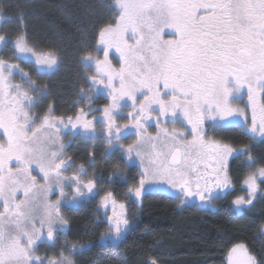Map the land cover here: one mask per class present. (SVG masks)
<instances>
[{
  "label": "snow or ice",
  "instance_id": "obj_1",
  "mask_svg": "<svg viewBox=\"0 0 264 264\" xmlns=\"http://www.w3.org/2000/svg\"><path fill=\"white\" fill-rule=\"evenodd\" d=\"M113 6L118 10L115 24L98 33L104 58L84 55L86 67L94 65L95 72L88 77L89 88L80 89L87 98L103 85L110 103L81 108L66 120L54 115V104L43 115L33 111L46 86L11 62L31 58L38 71L51 72L59 65V53L38 51L26 35H0V45L12 47L11 57H0V264H75L63 252L59 258L37 255L38 242L55 243L57 233L69 225L62 208L93 198L105 181L127 182L121 170L136 161L140 171L128 193L137 201L154 185L165 184L182 193V203L198 198L214 206V200L235 190L230 161L236 159L248 171L241 180L246 194L235 196L232 207L239 213L258 197L264 199V163L252 145L237 147L210 134L243 117L250 139L264 138V0H115ZM113 49L119 53V68L109 59ZM17 73L23 82H13ZM242 89L247 90L246 107L238 106ZM148 121L155 122V135ZM61 126L92 138L103 131L105 152L116 149L107 177L97 171L94 153L87 166L66 157ZM130 128L136 138L125 144ZM70 168L72 174L66 175ZM98 207L105 210L107 224L102 238L119 241L129 224L126 204L106 191ZM83 247L72 243L70 250ZM227 262L259 264L243 243L230 249Z\"/></svg>",
  "mask_w": 264,
  "mask_h": 264
},
{
  "label": "trees",
  "instance_id": "obj_2",
  "mask_svg": "<svg viewBox=\"0 0 264 264\" xmlns=\"http://www.w3.org/2000/svg\"><path fill=\"white\" fill-rule=\"evenodd\" d=\"M111 14V0H0V35L11 39L26 35L38 51L59 53L60 70L51 75L38 73L29 60L16 61L33 79L46 84L48 97L61 107L81 79L78 56L100 28L112 22ZM11 56V45L0 48V57ZM215 136L237 147L251 144L253 154L264 163V138L250 139L241 125H229ZM230 171L235 190L218 199L210 211L179 209L161 193L146 194L142 207L131 213L132 229L116 242L99 241L104 229L95 223L90 210L75 213L66 242L89 245L72 252L71 258L75 264H151L152 259L157 264H226L230 249L243 243L264 264V236L260 234L264 199L258 197L253 207L237 213L231 201L241 193L248 169L236 159L230 161Z\"/></svg>",
  "mask_w": 264,
  "mask_h": 264
},
{
  "label": "flooded vegetation",
  "instance_id": "obj_3",
  "mask_svg": "<svg viewBox=\"0 0 264 264\" xmlns=\"http://www.w3.org/2000/svg\"><path fill=\"white\" fill-rule=\"evenodd\" d=\"M114 4L115 2L111 3V9ZM111 19L113 20L114 18L112 17ZM115 22L116 20L113 22L107 23L106 25L114 24ZM106 25H104L103 27H105ZM98 40H99V36L97 34V36L94 38V41L91 42L92 44H89L84 50L81 51V55L78 56L76 62L79 65V69H80L79 76L81 77V79L80 81L75 82L74 91L72 92L68 102L64 104L63 106L60 107L59 105H57L55 99L48 97L49 89L47 88L45 83H41L36 80L37 83L41 85L42 87L46 86V91L42 96L39 97L38 101L36 102L33 108L34 112L38 113L39 115H43L44 112L47 110L48 105L54 104V115H57V116L63 115L66 120L68 115H74L81 108H83L85 111H88L89 109L102 108L103 105H105L106 103H110L108 92L106 89H104L103 85L95 86V90L87 93V98L85 94H82L80 92L81 88H84V89L89 88L91 82L88 80V77L94 74L95 72L94 65H88L86 67L87 62L83 59L84 55L91 53L94 56H98L99 59L104 58L102 46L98 44ZM109 59L112 61L115 67L117 68L120 67L119 53H116L114 49L112 50V54L110 55ZM60 64H61V60H60ZM60 64L54 71H51V72L38 71L36 67L35 69L37 70L38 73L51 75L52 73L58 72L60 70ZM13 82L14 83L23 82L19 73L16 74ZM129 110H130L129 108H126L124 110V113L122 114V118L120 119L119 122L121 123L125 122L123 117L126 116L127 111ZM93 114L98 117L100 115V113L98 112L93 113ZM97 124L99 125V121H97ZM234 124L241 125L246 130V125L243 124V120H236V122L233 123L232 125ZM147 127H148L149 133L153 135L156 134L157 129L155 127L154 121H148ZM0 133H2V130H0ZM215 133H210V134L215 135ZM59 138L65 145L66 157H71L75 165L84 163L87 166L89 154L94 153L95 159L97 162V171L98 172L102 171L105 177H107L108 173L112 171L111 154H114L116 149H109L107 153L105 152V140H104L103 131H98L95 138H92L90 134L85 135L79 129L74 130L71 128V126H69L68 128H63L61 126V132H60ZM135 138H136L135 129L130 128L125 131V134L123 137V143L125 144L132 143ZM137 165H138V161H136L135 163L129 164L127 169L121 170L122 174L126 175L127 182L123 180L105 181V183L102 185L98 194L94 196L93 198L80 201L74 205L64 206L62 208V214L69 220L68 227L65 229L64 232L57 233V238H56L55 243L47 241L46 238L38 242V249H37L36 254L39 256L45 257V258L53 257V256L59 258V255L63 250H68L69 251L68 253L70 254V256H72V251L70 250L71 244H68L66 242V236L68 235V231L70 230L71 220L73 216L75 215V213H79V212L81 213L82 211L85 212L86 210H90L91 216L94 218L95 223H98L99 225L103 227L104 230L102 234L107 232V224H106V221L103 215L105 210L98 207L100 198L101 196L104 195L106 191H113L116 195L118 202L126 204V207H127L126 217L129 220V222L132 223V226L129 229L131 230L134 225V222L131 218V213L135 211L136 209H140L142 207L146 194L150 193V192L146 193L140 201H137L134 195H131L128 193V188L135 186V180L140 171ZM87 170H88V173H91L93 171L92 167L90 166L87 168ZM33 172L34 174H36L37 170L34 168ZM65 174L71 175L72 169L71 168L68 169V171ZM152 192H157V191H152ZM159 193L170 198L174 203H176L177 208L183 209V210L188 209V210L201 211V212L210 211L216 207V202L218 201V199L213 201L214 206L204 205L199 201L198 198H187L182 203L181 202L182 193H179L176 190L167 188V190H165L164 193L163 192H159ZM57 196H58V193L56 195H52L51 199L55 200ZM107 211H108V214L111 215V211L110 210H107ZM240 212H242V210ZM128 231H126L125 233H127ZM102 234L99 237V241L116 242L110 239L107 241L101 239ZM79 244H83L85 246L89 245V243H79ZM56 249L58 250V252L54 251Z\"/></svg>",
  "mask_w": 264,
  "mask_h": 264
},
{
  "label": "rangeland",
  "instance_id": "obj_4",
  "mask_svg": "<svg viewBox=\"0 0 264 264\" xmlns=\"http://www.w3.org/2000/svg\"><path fill=\"white\" fill-rule=\"evenodd\" d=\"M113 2H115V0H111V3H113ZM118 15V10L116 9V8H114V6L112 7V14H111V16L114 18L113 20H112V22L113 21H115V17ZM115 24V23H114ZM113 24V25H114ZM99 33V32H98ZM165 39H169V38H171V37H169V36H165L164 37ZM0 48H2V45H0ZM20 60H29V61H31V62H33L32 61V59L31 58H23V59H20ZM11 62H13V63H18V61H16V60H12ZM59 64H60V62H59ZM247 104H248V98H247V90L246 89H242L241 90V94H240V97H239V100H238V106L239 107H246L247 106ZM236 120H243V117H238V118H236ZM248 124L250 125L251 124V110L249 109L248 110ZM169 127H171L172 125H168ZM246 130H247V132H248V126H246ZM249 133V132H248ZM250 135H251V133H249ZM256 138H261V137H259V136H257ZM167 188H169L167 185H165V184H156V185H154L152 188H151V190L149 191V192H152V191H157L158 193L159 192H165V190H167ZM240 188H241V185H240ZM240 191H241V193L239 194V195H245L246 194V190H245V192H244V190H242V188L240 189ZM243 191V192H242ZM108 210H110L111 211V209L109 208ZM126 215H127V212H126ZM132 226V223H130L129 222V224H128V227H127V230L126 231H128L129 229H130V227ZM125 231V232H126ZM123 233V235H122V238L124 237V235L126 234V233ZM121 238V239H122ZM101 239H103V240H109V239H104V238H102V236H101ZM120 239V240H121ZM114 241V240H113ZM54 251H57L58 252V250L56 249V250H54ZM63 253H64V255H66V256H69L70 254L68 253L69 251L68 250H63L62 251ZM227 257H228V255L226 256V264H228V262H227Z\"/></svg>",
  "mask_w": 264,
  "mask_h": 264
}]
</instances>
